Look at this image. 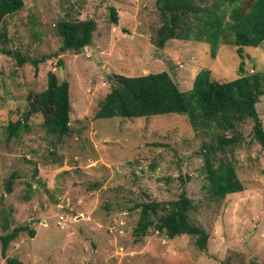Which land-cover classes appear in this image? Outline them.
I'll return each instance as SVG.
<instances>
[{
	"label": "rangeland",
	"instance_id": "obj_1",
	"mask_svg": "<svg viewBox=\"0 0 264 264\" xmlns=\"http://www.w3.org/2000/svg\"><path fill=\"white\" fill-rule=\"evenodd\" d=\"M24 1L21 12L0 24L6 34L0 38V235L8 224L10 231L27 226L35 236L22 233L7 256L24 264H264V150L254 139L253 120L236 131L244 141L233 154L245 190L216 202L205 189L201 155L210 136L194 131L187 116L95 118L113 74L165 71L188 91L202 69L221 82L238 78L243 62L247 75L264 72V45L245 47L244 59L233 43L216 58L204 42L174 39L160 49L156 0ZM90 18L98 24L92 45L79 54L60 53L57 23ZM52 52L60 53L63 74L59 59L38 71L17 61V55ZM51 71L70 83L71 133H48L42 115L34 114L19 137L9 139L8 126L24 119L29 97L47 88ZM257 111L264 126V97ZM183 191L196 206L192 222L210 235L205 251L191 236L170 239L153 227L135 237L139 204L176 200ZM0 264H7L1 242Z\"/></svg>",
	"mask_w": 264,
	"mask_h": 264
},
{
	"label": "trees",
	"instance_id": "obj_2",
	"mask_svg": "<svg viewBox=\"0 0 264 264\" xmlns=\"http://www.w3.org/2000/svg\"><path fill=\"white\" fill-rule=\"evenodd\" d=\"M156 7L161 24L156 32V46L160 49L174 39L204 42L210 46L212 58H216L224 44L233 43L238 56L244 59L245 47L264 45V0H156ZM24 8V0H0V24ZM111 19L118 24L115 8H111ZM97 26L93 18L59 21L56 31L63 41L60 53L79 54L91 46ZM0 38H6V34L0 33ZM60 53L31 59L17 55V61L31 63L38 71L46 61L59 59L57 64L61 67L64 61L59 58ZM242 65L240 76L226 82L214 80L211 70L202 69L188 91H181L165 71L140 76L113 74L108 78L111 91L99 102L95 118L132 120L172 114L187 116L194 131L210 136L201 147L205 189L213 201L220 202L245 190L233 154L244 141L236 131L247 120L254 121V139L264 150V126L257 111V104L264 97V72L247 75ZM29 99L30 111L24 119L8 126L9 139L19 137L34 114L42 115L48 133L61 137L71 133L72 107L67 80L51 71L47 88ZM13 181L14 176L7 183L9 193L13 191ZM136 208L141 209V213L135 237L147 236L153 227L170 239L191 236L201 251L208 248L210 235L205 228L192 222L191 214L196 206L185 191L176 200H149ZM4 231L6 233L0 235L1 257L7 264H24L17 257H8L7 252L22 233L28 231L34 237V231L27 226L10 231L8 224Z\"/></svg>",
	"mask_w": 264,
	"mask_h": 264
},
{
	"label": "water",
	"instance_id": "obj_3",
	"mask_svg": "<svg viewBox=\"0 0 264 264\" xmlns=\"http://www.w3.org/2000/svg\"><path fill=\"white\" fill-rule=\"evenodd\" d=\"M95 58L97 59V62L100 61L98 54H95ZM60 71H61V74H63V72H64V66H61L60 67Z\"/></svg>",
	"mask_w": 264,
	"mask_h": 264
},
{
	"label": "built area",
	"instance_id": "obj_4",
	"mask_svg": "<svg viewBox=\"0 0 264 264\" xmlns=\"http://www.w3.org/2000/svg\"><path fill=\"white\" fill-rule=\"evenodd\" d=\"M63 220H64V217H63V216H62V217H60V221L62 222ZM61 222H60V223H61Z\"/></svg>",
	"mask_w": 264,
	"mask_h": 264
},
{
	"label": "crops",
	"instance_id": "obj_5",
	"mask_svg": "<svg viewBox=\"0 0 264 264\" xmlns=\"http://www.w3.org/2000/svg\"><path fill=\"white\" fill-rule=\"evenodd\" d=\"M25 5H26V3H25Z\"/></svg>",
	"mask_w": 264,
	"mask_h": 264
}]
</instances>
